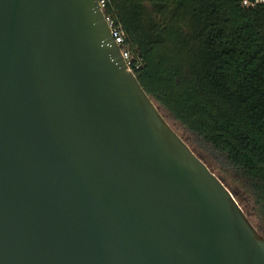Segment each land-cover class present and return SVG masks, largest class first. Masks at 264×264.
Listing matches in <instances>:
<instances>
[{
	"label": "water",
	"instance_id": "95a60500",
	"mask_svg": "<svg viewBox=\"0 0 264 264\" xmlns=\"http://www.w3.org/2000/svg\"><path fill=\"white\" fill-rule=\"evenodd\" d=\"M0 264H264L98 0H0Z\"/></svg>",
	"mask_w": 264,
	"mask_h": 264
},
{
	"label": "trees",
	"instance_id": "16d2710c",
	"mask_svg": "<svg viewBox=\"0 0 264 264\" xmlns=\"http://www.w3.org/2000/svg\"><path fill=\"white\" fill-rule=\"evenodd\" d=\"M242 2L107 0L102 9L142 88L264 236V4Z\"/></svg>",
	"mask_w": 264,
	"mask_h": 264
},
{
	"label": "built area",
	"instance_id": "2783aa9c",
	"mask_svg": "<svg viewBox=\"0 0 264 264\" xmlns=\"http://www.w3.org/2000/svg\"><path fill=\"white\" fill-rule=\"evenodd\" d=\"M98 2H99L100 7L103 8L105 6L107 0H98ZM242 4L245 7H252L255 4H264V0H252V1L251 0H243ZM107 21L109 22V24L112 28V36H113L115 42L120 46V44L123 42L122 33L117 29H113L112 24L110 23L108 18H107ZM121 52H122V56H123V59L125 61V64L127 65V67L129 69L132 70L131 67L134 65L135 59L130 55V53L128 51H122L121 50Z\"/></svg>",
	"mask_w": 264,
	"mask_h": 264
},
{
	"label": "rangeland",
	"instance_id": "374dc122",
	"mask_svg": "<svg viewBox=\"0 0 264 264\" xmlns=\"http://www.w3.org/2000/svg\"><path fill=\"white\" fill-rule=\"evenodd\" d=\"M168 123L170 124V125H173V122H171V121H169L168 120ZM173 127V126H172ZM178 132H180V130H178Z\"/></svg>",
	"mask_w": 264,
	"mask_h": 264
}]
</instances>
